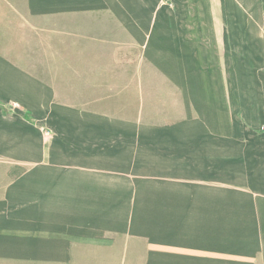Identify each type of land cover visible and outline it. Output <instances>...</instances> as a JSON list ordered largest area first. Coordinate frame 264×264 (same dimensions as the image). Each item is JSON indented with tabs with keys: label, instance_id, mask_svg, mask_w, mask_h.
<instances>
[{
	"label": "crops",
	"instance_id": "0c3cea01",
	"mask_svg": "<svg viewBox=\"0 0 264 264\" xmlns=\"http://www.w3.org/2000/svg\"><path fill=\"white\" fill-rule=\"evenodd\" d=\"M258 1L0 0L9 264H264Z\"/></svg>",
	"mask_w": 264,
	"mask_h": 264
},
{
	"label": "rangeland",
	"instance_id": "374dc122",
	"mask_svg": "<svg viewBox=\"0 0 264 264\" xmlns=\"http://www.w3.org/2000/svg\"><path fill=\"white\" fill-rule=\"evenodd\" d=\"M258 11H259V17H260V21H264V0H259L258 1ZM250 11V10H247ZM256 11V10H255ZM259 37L260 40L258 42L259 47L257 48V54H258V64L253 68H264V24H260V31H259ZM262 40V41H261ZM169 41H167V45H168ZM166 45V47H167ZM246 45V44H245ZM256 51V50H255ZM134 59V60H133ZM131 60L132 65H137L138 60H139V56H135L132 57ZM255 63L257 61H254ZM136 63V64H135ZM133 68V67H132ZM247 68H251V67H247ZM243 82L246 81H250L252 79V76H243ZM259 81L261 82V80L259 79ZM116 97H118V93H116ZM90 108H88L87 106L84 107V112L86 110H89ZM87 115V112H85ZM120 113V112H119ZM88 118H90L88 116ZM100 126H96V125H90V126H85V124H82V135H86V133L88 134H94V133H99L100 132ZM260 130H264V124H261L259 127ZM46 131L48 129H42V131ZM49 131V130H48ZM110 156V155H109ZM146 156L148 157V160L150 158H152V162H153V158L155 157L154 151L153 150H148L146 151ZM105 157V155H104ZM111 157V156H110ZM141 157V156H140ZM116 158H122V155H115V159ZM140 163V159H136L134 164H139ZM132 175H135V177H133L132 175V180L135 182L136 178L137 179H146V180H142V183L147 184L146 187H139V189H151L152 193H150L152 196V200H153V182H154V175H155V171L154 170H146L144 172H131ZM143 175V176H140ZM148 180V181H147ZM136 184H138V180L136 181ZM131 206V214H132V219L131 221L129 220V222L131 223V228L134 227V230H157L158 227V222L155 218V214L156 212L154 211L155 208V204L153 202H134L130 204ZM137 216L136 218H133ZM114 232L116 233H121V230H115ZM2 237H0V241H3V248L0 247V264H9V259L10 257H12L13 255L10 254V235L7 236L6 234L2 233ZM105 234V233H104ZM1 235V234H0ZM25 232L24 234H21L20 236L25 237ZM105 235H100V237H104ZM119 237H123L122 235H118L116 234V239ZM131 237L134 238L136 236H131V235H127L126 234V238ZM20 257H26V251H20Z\"/></svg>",
	"mask_w": 264,
	"mask_h": 264
}]
</instances>
